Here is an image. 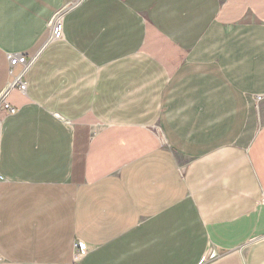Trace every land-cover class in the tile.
Segmentation results:
<instances>
[{"label":"crops","instance_id":"1","mask_svg":"<svg viewBox=\"0 0 264 264\" xmlns=\"http://www.w3.org/2000/svg\"><path fill=\"white\" fill-rule=\"evenodd\" d=\"M10 57L0 264H264V0H0Z\"/></svg>","mask_w":264,"mask_h":264},{"label":"built area","instance_id":"2","mask_svg":"<svg viewBox=\"0 0 264 264\" xmlns=\"http://www.w3.org/2000/svg\"><path fill=\"white\" fill-rule=\"evenodd\" d=\"M68 10L69 8H64L53 17L50 23V41H60L64 38V15ZM10 65L12 68H15L17 65H23L24 70L19 75L14 77V81L12 83H9L4 89L0 90V112L6 111L9 114H16L17 109L8 102V96L14 89H18L23 93L26 91L27 85L23 78L29 63L26 61L25 57H10ZM263 99V95L256 96L257 102H261ZM73 246L75 252L74 264H79V260L86 255L88 248L86 243L80 240H76Z\"/></svg>","mask_w":264,"mask_h":264}]
</instances>
